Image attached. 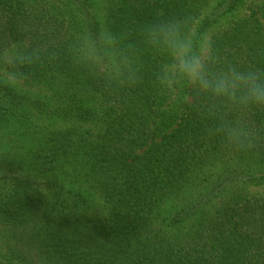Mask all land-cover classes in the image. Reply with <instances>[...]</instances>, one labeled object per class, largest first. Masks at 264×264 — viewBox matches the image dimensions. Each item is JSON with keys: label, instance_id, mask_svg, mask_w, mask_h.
<instances>
[{"label": "trees", "instance_id": "obj_1", "mask_svg": "<svg viewBox=\"0 0 264 264\" xmlns=\"http://www.w3.org/2000/svg\"><path fill=\"white\" fill-rule=\"evenodd\" d=\"M246 0H0V47L41 49L28 85L0 86V264H264V112L254 148L208 133L187 93L112 88L75 69L70 33L103 5L129 38L190 16L211 31ZM223 55L264 63V0L213 34ZM261 186L262 191H251Z\"/></svg>", "mask_w": 264, "mask_h": 264}, {"label": "clouds", "instance_id": "obj_2", "mask_svg": "<svg viewBox=\"0 0 264 264\" xmlns=\"http://www.w3.org/2000/svg\"><path fill=\"white\" fill-rule=\"evenodd\" d=\"M83 18L68 37L65 54L72 66L112 88L144 84L146 65L152 86L163 93H189L197 102L208 133L224 148H254L256 129L241 113L264 112V63L226 58L213 34L190 16H169L143 24L129 38L105 22L103 5ZM46 55L29 46L0 47V86L21 90L30 69Z\"/></svg>", "mask_w": 264, "mask_h": 264}, {"label": "rangeland", "instance_id": "obj_3", "mask_svg": "<svg viewBox=\"0 0 264 264\" xmlns=\"http://www.w3.org/2000/svg\"><path fill=\"white\" fill-rule=\"evenodd\" d=\"M263 2V0H246L245 1V5L242 6V8L235 13V15H231V16H227L225 17L222 22L220 23L219 27L214 28L213 30L209 31L212 34H216L219 33L222 29H224L225 27L228 26L229 23H231L234 20L237 19H241L246 17L247 15H249L250 13V7L253 6H258ZM23 90L27 91V92H33V93H42V90L40 89L39 86L36 85H28L27 83L25 84V86L22 88ZM262 187H254L251 189V191H262ZM0 247L3 248V251L6 248V243H3L2 241H0Z\"/></svg>", "mask_w": 264, "mask_h": 264}]
</instances>
